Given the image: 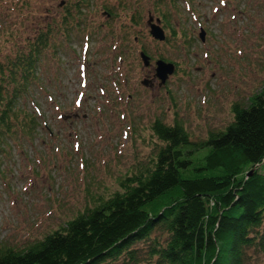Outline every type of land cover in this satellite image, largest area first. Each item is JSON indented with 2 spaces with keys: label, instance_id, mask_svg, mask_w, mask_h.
<instances>
[{
  "label": "rangeland",
  "instance_id": "374dc122",
  "mask_svg": "<svg viewBox=\"0 0 264 264\" xmlns=\"http://www.w3.org/2000/svg\"><path fill=\"white\" fill-rule=\"evenodd\" d=\"M64 2L87 7L70 37ZM149 14L163 21L165 42L152 38ZM47 25L57 32L40 61L41 80L21 103L41 126L32 138L9 136L0 158V243L37 242L118 192L126 176L148 170L156 120L178 121L204 142L264 87V0H0V62ZM162 59L176 73L162 87L157 78L155 88L144 86Z\"/></svg>",
  "mask_w": 264,
  "mask_h": 264
},
{
  "label": "trees",
  "instance_id": "16d2710c",
  "mask_svg": "<svg viewBox=\"0 0 264 264\" xmlns=\"http://www.w3.org/2000/svg\"><path fill=\"white\" fill-rule=\"evenodd\" d=\"M70 20L68 12L65 30ZM81 22L76 16V28ZM55 32L47 25L0 62V158L9 136L38 134L37 114L21 103L41 80ZM232 112L223 131L200 143L178 121L156 120L159 143L148 170L126 176L118 192L37 242L0 243V264H140L142 256L146 264H264V87Z\"/></svg>",
  "mask_w": 264,
  "mask_h": 264
},
{
  "label": "water",
  "instance_id": "95a60500",
  "mask_svg": "<svg viewBox=\"0 0 264 264\" xmlns=\"http://www.w3.org/2000/svg\"><path fill=\"white\" fill-rule=\"evenodd\" d=\"M150 34L152 37L159 42H165L166 41V33L161 27L159 23H153L152 20L150 21ZM200 38L203 42H205L206 39V32L202 30L200 34ZM141 59L145 65V67L151 66V59L145 54L141 53ZM156 78L160 80L161 86H164L169 78L173 76L176 72V66L173 63L165 62L164 60H159L156 62ZM143 85L146 87H149L150 82L148 80H145L143 82Z\"/></svg>",
  "mask_w": 264,
  "mask_h": 264
},
{
  "label": "flooded vegetation",
  "instance_id": "af4514ba",
  "mask_svg": "<svg viewBox=\"0 0 264 264\" xmlns=\"http://www.w3.org/2000/svg\"><path fill=\"white\" fill-rule=\"evenodd\" d=\"M66 5H67V3L64 2L62 5H60V9L65 10ZM68 12H70V14L73 16V21L72 20L69 21L70 22V24H69L70 29L65 30L64 27H63L64 34L67 37H68V34L70 33V31H72V29L76 28V25H75V17L77 16V17H80V18L83 19L86 16L85 14H87V7L82 2L81 3H78V4H75V3L74 4H70V6H68V8H67V13ZM67 13H66V10H65V12L63 13L64 17L66 16ZM107 16L112 17V13L111 12L110 13L108 12L107 13ZM151 20H152V22H158L159 24H162V26H164L163 25V21L161 19H155L152 14H149V20H148L149 27L151 25V23H150ZM141 53H145L148 56V54L143 49L140 51V55H141ZM140 59H141V56H140ZM162 60H164V59H162ZM152 66L153 65H152V60H151V66L148 67V68H151ZM144 67H145V65H144ZM145 68H147V67H145ZM176 69H177V65H176ZM148 81L150 82V87L155 88V86H156V77H155V79H148ZM159 86L162 87L161 84H159Z\"/></svg>",
  "mask_w": 264,
  "mask_h": 264
}]
</instances>
